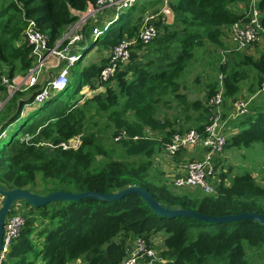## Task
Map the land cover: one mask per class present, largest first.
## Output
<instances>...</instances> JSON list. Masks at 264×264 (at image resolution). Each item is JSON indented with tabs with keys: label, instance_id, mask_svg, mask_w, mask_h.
<instances>
[{
	"label": "trees",
	"instance_id": "16d2710c",
	"mask_svg": "<svg viewBox=\"0 0 264 264\" xmlns=\"http://www.w3.org/2000/svg\"><path fill=\"white\" fill-rule=\"evenodd\" d=\"M98 1L0 0V74L6 67L8 76L14 79L34 67L33 47L24 40L29 21H35L38 31L48 37V45L53 48L67 28L79 20L77 13L96 7ZM249 1L172 0L174 26L167 27L146 48L140 47L138 53H133L128 67L115 76V84L103 83L104 93L80 105V101H68L71 93L86 86L94 89L93 81L107 63L104 58L102 63L80 70L82 58L94 48L86 50L72 68L75 76L67 88L53 91L39 111L0 148V181L10 189L30 190L39 195L49 193L35 191L39 174L57 183V188L50 192L112 194L139 186L158 203L173 209H189L212 217L264 215V188L249 172L235 176L229 185L224 183L226 175H222L216 193L200 197L176 194L156 184L149 175L159 154L158 143L164 145L173 134L185 132L176 131L170 119L162 120L163 110L170 109L174 102L181 104L187 120L191 119L190 112L198 114L197 130L204 131L211 115L206 103L218 84L211 85L208 99L202 103L189 101L186 94H181V80L197 50L203 49L206 42L225 48V28L245 18L231 6L238 2L249 5ZM255 1L262 13L264 29V0ZM159 4V0H145L125 11L118 20L120 29L113 24L92 46L108 51L126 36H136L144 14L155 11ZM137 13L141 15L137 17ZM240 65L254 68L264 78V53L257 59L241 56ZM220 71L225 75L226 99L235 97L247 73L229 63L221 64ZM40 90L33 87L26 101L21 98L18 101L23 94L20 91L12 97L8 104L16 105L18 110L0 135L21 119L25 107L34 104ZM98 115H105L114 126L113 141L118 148L114 145L109 149L100 143L88 126ZM229 127L231 135L226 148L264 144V103L255 106L248 115L230 121ZM146 130L153 132L155 139L144 138ZM122 132L127 133V139L116 142ZM78 136H82V144L77 150L61 147ZM134 137L141 139L135 141ZM118 149L132 159L114 158ZM98 157L104 159L99 167ZM22 203L28 209L26 225L4 264H73L80 260L86 264H121L130 241L137 237L150 240L159 233L167 234L161 253L165 264H249L244 243L257 250L264 247V226L257 222L209 224L188 218L160 217L136 194L113 202L60 201L38 209Z\"/></svg>",
	"mask_w": 264,
	"mask_h": 264
},
{
	"label": "built area",
	"instance_id": "2783aa9c",
	"mask_svg": "<svg viewBox=\"0 0 264 264\" xmlns=\"http://www.w3.org/2000/svg\"><path fill=\"white\" fill-rule=\"evenodd\" d=\"M145 0H99L96 7H90L87 12L77 13L79 20L67 28L60 40L53 48L48 45V37L39 32L35 21H29L25 31L24 40L32 47V55L35 59L34 67L29 71L28 76L17 81V77L11 79L8 73L0 74V89L5 88L12 98L17 92L29 90L37 86L40 77L45 78L44 74L47 68L58 69L55 78L44 82V86L35 97L34 104H42L50 98L53 91H64L69 83L71 70L78 63L82 55L76 54L75 48L83 42L86 35L97 41L104 30H108L113 23L119 20L120 15L125 11L139 5ZM159 7L152 12L146 13L141 20L139 32L134 37L123 38L116 46L107 51L105 59L107 63L102 69L99 77L93 81L98 87L103 83L113 82L117 73L128 67L133 53H138L139 48H146L154 40L159 38L167 27L174 24V11L172 0H159ZM114 11V17L103 23L100 27L98 15L104 14L107 10ZM102 12V13H101ZM102 21V20H100ZM262 13L257 7V2L252 0L250 8L245 14V18L228 27L226 44L231 51H243L253 47L264 36L262 25ZM103 29V30H102ZM229 49L228 52L229 53ZM53 64L48 67L49 61ZM46 68V69H45ZM219 87L214 95L207 101L206 106L212 114L210 121L205 125L204 131L196 129L187 130L184 133H175L170 140L163 145L162 152L171 158H176L182 151H193L201 149L205 152L203 159H192L182 161L180 164V173L176 174L173 183L175 190H187L191 192H202L204 195H214L217 187L222 183L221 163L218 161L222 157L227 147L229 133V121H234L240 117L248 115V101L237 100L234 102L233 112L228 119L224 118V107L226 105V90L224 87V76L220 75ZM112 84H115L113 82ZM261 92L264 93V78L261 85ZM4 134L0 135V138ZM126 132L118 134L116 142L127 139ZM144 138L155 139V134L146 130ZM82 136H78L67 143L61 144L64 150H77L82 144ZM141 137H134L133 140H140ZM227 180H224L226 185ZM2 197L0 196V208L2 206ZM17 202L6 219L4 226L3 246L0 251V264L6 262L7 256L13 243L20 237L23 228L26 225V210L22 203ZM153 238L147 240L143 237H137L127 245L126 255L121 264H165L166 261L161 258L156 251ZM165 250V247H164Z\"/></svg>",
	"mask_w": 264,
	"mask_h": 264
},
{
	"label": "rangeland",
	"instance_id": "374dc122",
	"mask_svg": "<svg viewBox=\"0 0 264 264\" xmlns=\"http://www.w3.org/2000/svg\"><path fill=\"white\" fill-rule=\"evenodd\" d=\"M107 13L108 12H105L103 19H107ZM140 15L141 13L140 14L137 13V17ZM99 23L101 24L100 27H102L103 26L102 21H100ZM113 24L116 29H120L121 24L119 21L118 22L116 21ZM105 31L106 30H104L103 32ZM93 43L94 41L92 40V38L89 39L88 41L79 43L78 45L79 47L75 48L74 52L76 54L82 55L86 51V49L90 47L95 48L97 46V45L92 46ZM223 50L224 48L214 46L210 44L209 42H206V46L203 49L197 50L194 59L191 61L189 67L187 68L181 80V84L183 87V89L181 90V94H186L188 96L189 101H201L202 103H205L208 99L207 98L208 94L211 91V85L218 84V87H219V82H220L219 79H220V75L222 74L220 73L221 72L220 66L221 64L229 63L228 60L225 61L224 55L222 53ZM106 53L107 51L104 49L103 50H99V48L93 49V51L90 54L82 58L79 69L81 70L91 64L102 63L101 61L102 57L104 59ZM237 60H239V58H237ZM52 64H53V61L51 60L46 64V66L50 67ZM244 67H245L244 70L249 71L250 74H253V73L256 74L257 72L254 68L250 66H244ZM46 70L47 72H45L44 74L45 78L40 77L39 83L37 84V86L40 88L44 86L43 84L44 82H47L55 78L58 74V69L47 68ZM2 71H4L2 73H7L8 69L5 67V69L3 68ZM73 71L74 70L72 69L71 70L72 75H70L69 83L73 80L75 76V73H73ZM27 76H28V73L20 74L18 77L25 79ZM18 77H17V80H19ZM224 78H225V75H224ZM23 79H20L19 81ZM251 80H253V78H249L248 80L242 81L240 83V86L242 87L243 85L249 84ZM94 85H95L94 89L89 86H86L84 88H79L75 94L74 92L71 93L72 97L68 101L71 103L80 101V105H81L86 99H90L106 91V90L100 89L96 85L95 82H94ZM30 90L31 89L20 91V92H23V94L18 96V101H20V98L24 99L25 101L28 100L32 94ZM9 97L10 95L7 94L3 102V107L6 105L8 106L3 111H1L3 107L0 109L1 111L0 112V132L3 130V127L10 121V119L16 115L17 110H18L16 105L10 104V103H9L10 105L8 104V102L12 99ZM226 105H225L226 112L230 113L233 110V106H232L233 103L230 102L229 104L227 103ZM41 106H42L41 104H31L25 107L24 115L21 117V119L6 128V131L3 133L4 135L0 138V148L7 142L8 138H10L14 133H16L21 128L23 124L26 123L27 119H29L32 115H34V113L39 111ZM225 107H224V111H225ZM230 114H228L227 116H229ZM190 115H191V119L187 120L183 112L182 105L177 102H174L171 105L170 109L163 110L161 118L162 120L165 118L170 119V121L174 124V129L176 131H187L191 129L197 130V128L199 127L197 124L198 121H196L198 118V114L192 111L190 112ZM211 116L212 114L210 115V118ZM210 118H209V121H210ZM224 118L227 119V117H224ZM88 126L97 134L99 142L104 144L107 148L110 149L114 145L117 148L119 147V145L113 141V132H114L113 127L114 126L108 122L105 115L95 116L94 120L88 123ZM159 138L161 137L159 136ZM162 139H163V136H162ZM161 148H163V144L159 145L158 143L157 151H159ZM198 150L199 149H197L195 152H197ZM113 157L116 159H125L128 161L132 159V157H128V156L126 157L124 152L121 149H118L117 153L113 154ZM161 157L162 156L159 157V155H157L156 158L154 159L153 166L149 172L151 180H153L156 184H160V185H164L168 187L176 194L189 193L193 197L205 196L204 193L200 191L199 192H189L187 190H180V191L175 190L173 188V183L176 178V173L166 170L165 165L167 161H165V159L162 160ZM222 157H224V161H225V165H224L222 162L223 160H221L222 169L225 170V173L222 175H226L227 177L226 183L231 184V181L235 176L242 175L246 172H249L250 174L254 176L257 183L264 188V144H254L248 148H233V147L226 148ZM222 157H219V159ZM183 158L195 159L188 155L183 156ZM176 159H179V162L182 161L181 156H178ZM176 159L174 161L175 163L177 162ZM103 161H104L103 157H98L96 166L99 167L103 163ZM169 165L173 166V162L169 163ZM177 166L178 165H176V168H178ZM0 185L1 187L5 189H10L7 185L3 184L1 181H0ZM56 188H57V183H55L52 180H48V181L45 180L42 174L38 175L36 187H35V191L37 193H41V194H46L47 192L51 193L50 191H53ZM154 237L159 238V240L155 244L156 245L155 248L158 254L160 255V253L164 250L165 246L163 245V242L167 238V234L159 233V235H156ZM244 248L246 251V259L248 260L249 264H264V247L261 250H257L256 248L251 247L248 243L245 242ZM157 264H162V263H157Z\"/></svg>",
	"mask_w": 264,
	"mask_h": 264
},
{
	"label": "water",
	"instance_id": "95a60500",
	"mask_svg": "<svg viewBox=\"0 0 264 264\" xmlns=\"http://www.w3.org/2000/svg\"><path fill=\"white\" fill-rule=\"evenodd\" d=\"M132 194L140 196L148 204L150 209L160 217L188 218L209 224H231L243 221H254L264 226V215L257 213H241L212 217L189 209H173L168 206H163L155 200L151 193L139 186L129 187L120 192L112 194H103L97 192L72 193L60 190L51 192L48 195H39L30 190L5 189L0 185V195L3 197L2 206L0 208V251L3 246L4 226L6 219L12 207L19 201H24L33 208L38 209L48 206L51 203L60 201L77 202L85 199L113 202L122 200Z\"/></svg>",
	"mask_w": 264,
	"mask_h": 264
},
{
	"label": "crops",
	"instance_id": "0c3cea01",
	"mask_svg": "<svg viewBox=\"0 0 264 264\" xmlns=\"http://www.w3.org/2000/svg\"><path fill=\"white\" fill-rule=\"evenodd\" d=\"M251 2H252V0H250L249 1V5H247L246 3H244V2H238V3H236V4H234V5H232L231 6V9H233V10H235L238 14H240V15H245L246 13H247V11H248V9L250 8V5H251ZM142 4V2L139 4V5H141ZM159 7V6H158ZM157 6H156V8H158ZM155 8V9H156ZM105 12H108L107 13V19H103V17H104V14L102 13V14H99L98 15V19H99V22H100V20H102V22L103 23H106V22H108V21H110L113 17H114V11L113 10H111V9H109L108 11H105ZM149 12H152V10H150V11H147L146 13H149ZM145 13V14H146ZM123 14V13H122ZM144 14V15H145ZM121 16V15H120ZM175 16V15H174ZM174 23H175V18H174ZM113 25V24H112ZM173 26H174V24H173ZM172 26V27H173ZM171 28V27H170ZM228 29V27H226L225 28V30H227ZM103 30V29H102ZM107 31V30H106ZM103 34H104V32L102 33V35L101 36H103ZM101 36L99 37V39L97 40V41H99L100 40V38H101ZM89 39H91V37H90V34L88 33L87 35H86V37H85V39L83 40V42L84 41H88ZM93 40V39H92ZM94 41V40H93ZM94 42H96V41H94ZM82 43V42H81ZM94 44V43H93ZM91 48V47H90ZM90 48H88V49H90ZM96 49L97 48H99V50H103V48H101V46H96L95 47ZM94 48V49H95ZM88 49H86V50H88ZM228 49H229V46L226 44V42H225V48H224V50H223V55H224V58H225V61L226 60H228V62H229V64H230V66H232V68H234V69H236V70H239V71H241V72H246L247 73V78L245 79V80H248L249 78H253V80H251V82L249 83V84H247V85H243L242 87L240 86V84H239V87H240V90H239V92H238V94L235 96V97H233V98H229V100L227 99V101H226V104L228 103H230V102H232L233 103V105L232 106H234V102L235 101H237V100H239V99H241V100H245V101H248V110H249V112H251V110H253V108L255 107V106H257V105H259V104H263L264 103V93H262L261 92V85H262V83H261V79L263 78L258 72H256V74H254L252 71V73L253 74H250L249 73V71H247V70H244L245 69V67L244 66H242V65H240V57L241 56H249V57H253V58H255V59H257V58H259L263 53H264V36L262 37V39L257 43V44H255L253 47H250V48H247V49H245V50H243V51H240V52H238V51H231L230 52V49H229V53H227L228 52ZM227 51V52H226ZM90 54V53H89ZM237 56V57H236ZM105 58V57H104ZM237 58H239V60H237ZM102 59H103V57H102ZM224 64H226V63H224ZM220 73H222V72H220ZM222 75H223V73H222ZM224 76V75H223ZM262 77V78H261ZM19 78V80L20 79H23V78H21V77H18ZM19 80H17V81H19ZM244 81V80H243ZM242 82V81H241ZM240 82V83H241ZM261 84V85H260ZM100 89H103V90H106L105 89V87L104 86H100L99 87ZM21 93H23V92H21ZM104 93V92H103ZM8 94V92H7V90H0V109L3 107V102H4V100H5V97H6V95ZM21 101H24V99H22L21 98ZM229 106V105H228ZM226 107H227V105H226ZM226 107H225V111H224V117H227V119L231 116V114H232V112H233V110L229 113H227L226 112ZM6 107L4 106L3 107V109L1 110V111H3L4 109H5ZM231 108V107H230ZM231 110V109H230ZM0 111V112H1ZM228 114H230L229 116H227ZM24 115V112H23V114H22V116ZM235 132H237V131H235ZM199 149V148H198ZM197 149H195V150H193V151H182V152H180L179 153V155L178 156H181V160L182 161H187V160H192V159H185V158H183V156H185V155H188V156H191V157H193V158H195V159H203L204 158V156H205V152L203 151V150H201V149H199L197 152H195ZM159 152V157L160 156H162L161 158H162V160H164L165 159V161H167L166 162V165H165V167H166V170H169L170 172H175L176 174H179L180 173V170H179V166H180V164H181V162L182 161H180L179 162V159H176V158H171V157H169V156H167L165 153H163L162 152V148L158 151ZM160 153H162V154H160ZM175 159H176V163L174 162L175 161ZM221 160H223L222 162H223V164L225 165V161H224V157H222V158H220L218 161L220 162V163H222L221 162ZM173 162V166H170L169 165V163H171V162ZM176 165H178L177 167L178 168H176ZM167 172V171H166ZM26 210H28L26 207H24ZM159 235V234H158ZM153 240L155 241V243L159 240V238L158 237H154L153 238ZM165 241V240H164ZM163 245H164V242H163ZM73 264H86L85 263V261L84 260H80V261H78V262H75V263H73Z\"/></svg>",
	"mask_w": 264,
	"mask_h": 264
}]
</instances>
